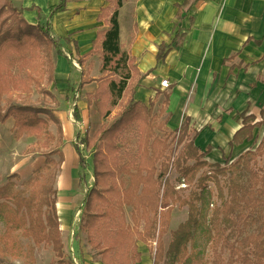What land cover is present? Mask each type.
<instances>
[{"label":"trees","instance_id":"trees-1","mask_svg":"<svg viewBox=\"0 0 264 264\" xmlns=\"http://www.w3.org/2000/svg\"><path fill=\"white\" fill-rule=\"evenodd\" d=\"M4 1L3 7L12 10V23L6 30L0 27V122L14 119L15 139L28 135L46 138L49 144L56 142L44 165L22 183L23 189L18 188L20 177L16 174L0 186V223L5 225L0 232V264L21 257L32 264L35 246L51 244L57 256L63 254L56 183L65 160L64 131L52 106L30 103L35 93L56 102L50 90L55 83L54 53L62 56L63 52L50 24H29L8 0ZM68 2L60 0L52 7L50 18L65 12ZM123 3L107 0L98 16L107 29L97 33L89 53L72 57L81 67L90 56L98 55L101 60V76L89 78L84 71L79 87L96 83L86 99L101 120L100 130L93 137L86 133L81 140L93 151L94 184L86 195L80 229L102 264H141L140 242L153 249V264H264V136L256 149L246 151L236 161L211 165L205 157L212 149L203 152L195 145L197 135L190 133L189 118L176 132L167 131V121L159 122L153 112L155 102L145 105L135 99L142 75L135 59L122 50L119 14ZM165 49L160 46L158 60L165 57ZM169 97L165 95L160 116ZM73 114L80 121L77 106ZM241 117L243 126L234 135L232 147L252 142L255 131L263 126L252 115ZM52 123L57 126L56 135L50 131ZM133 126H137L139 136L136 154L123 162L118 142ZM74 148L84 172L86 159L78 143ZM55 154L59 161L53 158ZM209 168L210 175L204 171ZM172 170L179 174V182L185 180L191 188L190 195L176 191L169 178ZM124 176L128 177L127 184L120 181ZM209 183L217 189L216 203ZM176 205L188 206L189 214L185 223L171 232ZM126 208L132 209V225L127 221ZM252 227H256L253 232L249 231ZM168 232L171 241L166 247ZM22 238L35 246L25 251ZM200 238L211 249V256L199 244Z\"/></svg>","mask_w":264,"mask_h":264},{"label":"crops","instance_id":"crops-1","mask_svg":"<svg viewBox=\"0 0 264 264\" xmlns=\"http://www.w3.org/2000/svg\"><path fill=\"white\" fill-rule=\"evenodd\" d=\"M29 1L23 18L32 25L50 24L62 52L65 45L75 62L73 55L89 53L97 33L107 29L98 21L107 0H69L66 11L53 18L50 10L60 0L50 7L49 15L36 0ZM119 24L122 50L135 59L142 75L135 99L145 105L154 101L160 113L165 95H170L162 115L168 131L176 132L189 118L190 133L197 135L195 145L203 152L212 149L205 157L211 165H225L228 160L232 163L253 147L254 140L239 146L230 144L243 126L242 115H252L256 121L264 116V0H124ZM162 45L166 47L165 57L158 60ZM59 59L66 66L63 95L67 101L73 92L96 85L94 82L80 89L81 74L75 88L73 70L63 53L55 58V89ZM100 67L99 56L93 55L84 70L89 78L96 79L101 76ZM164 80L169 88L162 87ZM73 112L74 108L66 123L57 117L64 131L62 151L70 143L76 153V143L69 141L66 131L79 134L82 117L80 113V121L76 120ZM64 157L61 169L66 163ZM61 195L58 190L59 209L63 205Z\"/></svg>","mask_w":264,"mask_h":264},{"label":"rangeland","instance_id":"rangeland-1","mask_svg":"<svg viewBox=\"0 0 264 264\" xmlns=\"http://www.w3.org/2000/svg\"><path fill=\"white\" fill-rule=\"evenodd\" d=\"M8 1L10 2L12 9H15L17 12H19V14H21L20 17L23 18L25 9L30 5V1ZM4 2V0H0V27H2L3 30H6L7 24L12 23V10L3 7ZM36 2L45 10L44 12L46 15H49L50 7L57 3L56 0H36ZM57 25L58 22L56 23V31H58ZM62 47L63 53L69 60L70 66L73 70L72 78L75 81L73 86L77 88L79 78L85 71L84 67L79 66L77 62L71 60L66 46L64 45ZM54 57H57L56 53H54ZM94 58L96 57L94 56ZM57 67L59 76L56 82V89L54 84L50 86V90L56 95V102L51 103V99L44 100L42 96L35 93L31 98L30 103L37 107L52 106L57 116H59L60 119L65 123L66 117L73 110L74 106L77 105L80 108L82 120L80 121L81 124L79 134H74L68 129L66 132L67 138L72 144L78 143L81 154L86 159L88 167L84 172L81 171L75 151L72 149L70 143H66L63 148L64 154L66 156V163L64 164L63 169H61L57 179L58 182L56 183L58 190L62 194L60 201L63 204L61 205L60 209L58 208V211L67 213V220L68 212H71L72 214H70L71 218H69L67 224L64 226L61 224L60 226L61 240L63 244L62 256H57V253L54 251V248L51 244L35 246L33 242L25 238H22V247L26 251L30 246H35L34 263L32 264H102L99 253L91 247L87 234L80 229L82 214L85 209L84 202L86 195L94 184L93 151L87 150L85 145L81 143V140L86 133H88L90 137H93L101 128V120L95 106L88 107L86 99L87 93L93 92L96 88V85L94 84L87 86L76 93L73 92L72 94L68 95L69 100L67 101L66 97L63 95V92L67 88L63 78L66 66L63 63H60L59 59ZM153 112L159 116V122L165 121L162 119V115L160 116L158 108H155V106ZM260 122H263V126L257 133V137H255L253 142L254 144L251 149H256L258 143L264 136V116H262ZM14 124L15 121L13 118H10L4 124L0 122V186L4 185L11 175L16 174L20 177V180L18 181V188L23 189L22 183L30 180L34 175V171L44 165L46 159L48 158V154L55 149L56 142H51L49 144L46 142V138L38 139L37 137L28 135H23L20 139H15ZM50 131L56 135L57 126L53 123L50 124ZM158 135L163 136V132H158ZM74 137L76 138L75 141L73 140ZM138 137L137 126H133L119 139L118 143L121 148V157L123 162H127L136 154ZM53 158L59 161L58 155H53ZM204 171L208 175L211 174L210 168L205 169ZM83 175L85 176V181H82ZM169 178L172 184L175 186L176 191L181 192V194L185 197L190 195L191 188L186 184L185 180L179 182V174L176 173L175 170H172ZM120 181L127 184L128 177L124 176ZM209 188L213 192V202H218L217 189L214 183H209ZM65 194L67 195L68 199L66 198ZM66 200H68V202ZM125 212L127 221L132 225V209L126 208ZM78 213L79 216L77 217ZM188 214V206L180 208L178 205H176L171 214L169 231H175L181 224L185 223V221L188 219ZM4 228L5 225L0 223V232H3ZM255 228L256 227H252L249 231L253 232L255 231ZM170 241L171 236L168 232L164 237L166 247L169 245ZM198 242L202 248H207L204 239L200 238ZM155 245L156 244L154 243V247ZM207 250L209 256H211V249L207 248ZM139 251L142 254L141 264H153L154 254L153 249L150 246L140 242ZM224 256L227 259L228 253L225 252ZM10 262V264H26L27 258L21 257L19 259L11 260Z\"/></svg>","mask_w":264,"mask_h":264},{"label":"bare ground","instance_id":"bare-ground-1","mask_svg":"<svg viewBox=\"0 0 264 264\" xmlns=\"http://www.w3.org/2000/svg\"><path fill=\"white\" fill-rule=\"evenodd\" d=\"M61 207V205H59ZM60 221L62 226H64L65 224H67L68 220H69V215H68V220H67V213L61 211L60 212ZM79 216V213L77 214V217Z\"/></svg>","mask_w":264,"mask_h":264},{"label":"built area","instance_id":"built-area-1","mask_svg":"<svg viewBox=\"0 0 264 264\" xmlns=\"http://www.w3.org/2000/svg\"><path fill=\"white\" fill-rule=\"evenodd\" d=\"M161 85H162V87H165V88H169L170 87V84H169V82L167 80L162 81Z\"/></svg>","mask_w":264,"mask_h":264}]
</instances>
